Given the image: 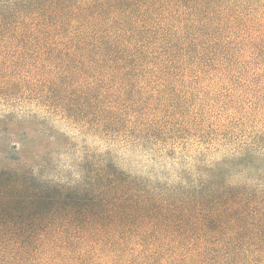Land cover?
Returning a JSON list of instances; mask_svg holds the SVG:
<instances>
[{
    "label": "trees",
    "instance_id": "1",
    "mask_svg": "<svg viewBox=\"0 0 264 264\" xmlns=\"http://www.w3.org/2000/svg\"><path fill=\"white\" fill-rule=\"evenodd\" d=\"M185 1L0 0V99L21 88L83 134L123 126L127 145L186 149L182 99L159 96L190 78ZM137 94L148 111L121 107ZM208 147L172 184L126 174L109 153L78 164L94 172L86 185L43 179L48 158L4 157L0 264H264V117L227 113L222 162Z\"/></svg>",
    "mask_w": 264,
    "mask_h": 264
},
{
    "label": "rangeland",
    "instance_id": "2",
    "mask_svg": "<svg viewBox=\"0 0 264 264\" xmlns=\"http://www.w3.org/2000/svg\"><path fill=\"white\" fill-rule=\"evenodd\" d=\"M181 8L185 19H193L198 37L186 61L190 78L185 93L179 78H174L159 96L169 95L170 104L175 98L182 99L174 120L185 124L186 133L178 140L186 149L163 153V143L152 145V137L144 138L145 146L127 145L123 126L113 138L83 134L47 113L34 95L18 88L8 100L0 99V162L4 157L48 158L43 179L69 185L80 178L86 185L94 172L90 168L81 173L78 164L89 157L95 165L107 153L111 163L126 174L167 184L178 181L179 173L190 166L189 156L197 154L200 146L210 145L201 152L203 158L222 162L225 115L264 117V0H193ZM139 98V94L128 96L121 107H128L130 113L148 111L146 105L135 104ZM145 100L152 101L149 96Z\"/></svg>",
    "mask_w": 264,
    "mask_h": 264
}]
</instances>
